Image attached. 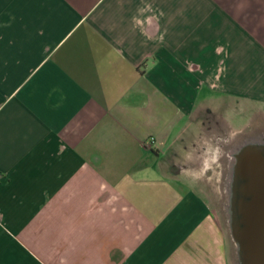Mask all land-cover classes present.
Masks as SVG:
<instances>
[{
	"label": "crops",
	"instance_id": "0c3cea01",
	"mask_svg": "<svg viewBox=\"0 0 264 264\" xmlns=\"http://www.w3.org/2000/svg\"><path fill=\"white\" fill-rule=\"evenodd\" d=\"M243 105L264 0H0V264H227L198 183Z\"/></svg>",
	"mask_w": 264,
	"mask_h": 264
},
{
	"label": "water",
	"instance_id": "95a60500",
	"mask_svg": "<svg viewBox=\"0 0 264 264\" xmlns=\"http://www.w3.org/2000/svg\"><path fill=\"white\" fill-rule=\"evenodd\" d=\"M236 179L232 207L234 224L230 229L237 264H264V151L245 146L234 155Z\"/></svg>",
	"mask_w": 264,
	"mask_h": 264
},
{
	"label": "rangeland",
	"instance_id": "374dc122",
	"mask_svg": "<svg viewBox=\"0 0 264 264\" xmlns=\"http://www.w3.org/2000/svg\"><path fill=\"white\" fill-rule=\"evenodd\" d=\"M239 114H228L223 118L224 123L219 133L221 140L220 149H216L214 155H218L211 161V176L198 187L199 192L208 203L211 211L209 228L197 231L195 235L204 237H218L224 242V252L227 264H237L235 244L230 235L227 216V181L229 175L227 155L229 150L235 147L241 139L264 134V105L254 109L246 108ZM233 144V145H232ZM229 145V146H227ZM213 157V156H212ZM211 157V158H212ZM216 164V165H215Z\"/></svg>",
	"mask_w": 264,
	"mask_h": 264
},
{
	"label": "bare ground",
	"instance_id": "6f19581e",
	"mask_svg": "<svg viewBox=\"0 0 264 264\" xmlns=\"http://www.w3.org/2000/svg\"><path fill=\"white\" fill-rule=\"evenodd\" d=\"M233 145V144H232ZM229 146V145H227ZM245 146H250V147H256L264 151V134H260L259 136H253L250 138H244L241 140L235 147H233L231 150H229L227 159H228V169H229V175H228V181H227V201H228V206H227V216H228V226L229 229L234 224V219H235V213L234 209L232 207V197H233V191H234V186L236 179L233 176L232 172V163H233V158L235 153L242 147ZM237 255V253H236Z\"/></svg>",
	"mask_w": 264,
	"mask_h": 264
},
{
	"label": "built area",
	"instance_id": "2783aa9c",
	"mask_svg": "<svg viewBox=\"0 0 264 264\" xmlns=\"http://www.w3.org/2000/svg\"><path fill=\"white\" fill-rule=\"evenodd\" d=\"M142 144L145 148H150V146L153 144V139L152 137H146L143 141Z\"/></svg>",
	"mask_w": 264,
	"mask_h": 264
},
{
	"label": "flooded vegetation",
	"instance_id": "af4514ba",
	"mask_svg": "<svg viewBox=\"0 0 264 264\" xmlns=\"http://www.w3.org/2000/svg\"><path fill=\"white\" fill-rule=\"evenodd\" d=\"M241 140H243V139H241ZM241 140H240V141H241Z\"/></svg>",
	"mask_w": 264,
	"mask_h": 264
}]
</instances>
